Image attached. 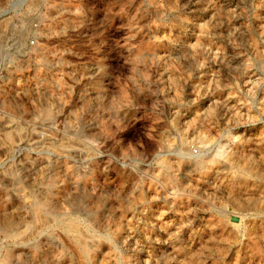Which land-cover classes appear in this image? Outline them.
I'll use <instances>...</instances> for the list:
<instances>
[{"label": "rangeland", "instance_id": "374dc122", "mask_svg": "<svg viewBox=\"0 0 264 264\" xmlns=\"http://www.w3.org/2000/svg\"><path fill=\"white\" fill-rule=\"evenodd\" d=\"M0 264H264V0H0Z\"/></svg>", "mask_w": 264, "mask_h": 264}, {"label": "built area", "instance_id": "2783aa9c", "mask_svg": "<svg viewBox=\"0 0 264 264\" xmlns=\"http://www.w3.org/2000/svg\"><path fill=\"white\" fill-rule=\"evenodd\" d=\"M30 42H33V40H32V39H30Z\"/></svg>", "mask_w": 264, "mask_h": 264}, {"label": "bare ground", "instance_id": "6f19581e", "mask_svg": "<svg viewBox=\"0 0 264 264\" xmlns=\"http://www.w3.org/2000/svg\"><path fill=\"white\" fill-rule=\"evenodd\" d=\"M80 230V229H79Z\"/></svg>", "mask_w": 264, "mask_h": 264}]
</instances>
